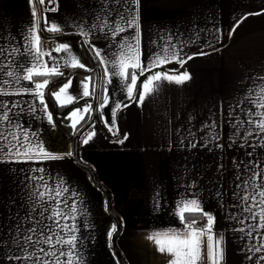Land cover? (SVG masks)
I'll return each mask as SVG.
<instances>
[{
    "label": "crops",
    "instance_id": "crops-1",
    "mask_svg": "<svg viewBox=\"0 0 264 264\" xmlns=\"http://www.w3.org/2000/svg\"><path fill=\"white\" fill-rule=\"evenodd\" d=\"M110 3L111 0H53L49 4L45 0L44 8L58 5V10L42 13V6L39 11L36 0H0V47L11 51L13 46H22V38L28 35L34 23L32 8L35 6L37 15H46L49 25L61 26V31H46L41 19L37 34L39 38H55L52 48L44 50L40 39L39 47L56 57V63L64 73L63 76L34 77L36 82L50 81L44 95L52 123L47 114L39 110L38 101L35 104L38 110L34 113L27 104L21 106L23 111L20 107L13 110L15 122H23V127L36 134L35 143H42L46 152L60 158L0 163V264H25L23 260L15 259L24 253L16 247L15 232H9L10 227L15 229L17 214L26 215L22 202L28 209L33 207L28 188L20 185L25 175H43L50 186L55 187L62 181L63 186L70 189L65 198L69 205L76 200L80 264H123L112 247V236H109L112 226H117V220L120 226L115 245L126 264H170V255L159 252L149 237L169 230L183 231L185 224L179 218V208L183 206L182 202L193 198L200 202L203 212L214 216L215 236L224 238L220 264H255L264 252L254 254L248 252L247 247L259 246L261 241L249 239L237 229L243 227L247 231V225L253 223L251 220L239 222L248 215L243 212V181L253 172L264 174V144L255 137L244 144L248 124L240 128L234 125L247 118L244 114L250 108L264 111L256 108L254 103L258 102L259 93L264 89V0H139L142 61L147 65L154 50L160 51L172 36L171 44L181 56L193 58L183 67L171 63L153 71L167 70L170 74L187 71L191 79L183 84L162 81L159 89L148 95L141 106L127 100L126 89L118 86L119 78L114 77L108 86L109 105L101 112L98 106L105 95L104 66L84 42L85 37L78 34L79 27L74 21L82 22L90 33L87 39L94 42L108 60H114L118 57L121 41L125 36L134 35V30L113 37L109 29L102 27L107 16L104 5ZM93 23L95 28H92ZM57 34L61 35L55 36ZM62 43L69 44L72 54L91 71L65 66L68 54L54 51ZM44 59L48 68L54 66L47 56ZM0 61H3L2 56ZM95 65L100 76V99L97 101L100 122L92 123L91 129L79 141L78 137V157L92 167L97 179L109 190L114 215L106 208V193L74 158L75 134L91 116L94 100L93 96L82 97L81 80L92 77L91 92L96 80ZM40 70L43 71V66ZM112 71L109 65V73ZM150 74L146 73L138 80L134 90L137 97L143 80ZM6 78V75H0V79ZM69 78H72L70 88L57 101L52 92ZM25 86L33 85L24 81L15 85L16 88ZM68 96L74 98L71 103ZM0 100L34 101L35 98L10 96L0 97ZM116 102L127 103L128 107L118 111V134L113 135L104 119L112 123L111 109ZM87 103L91 104L90 113L83 112ZM77 108L81 111L68 119ZM82 120L85 122L80 125ZM73 121H78L75 128ZM4 128H7L6 124ZM92 133L93 138L85 144L83 141ZM213 133L218 139H212ZM125 136L127 139L119 143ZM193 143L196 144L194 148ZM217 144L223 146L217 147ZM241 144L244 146L240 147ZM251 144L258 146L254 149L249 146ZM248 152L253 155L249 157ZM252 161L257 162L254 168L249 163ZM244 164H249L251 171H245ZM40 168L44 169L43 173L32 171ZM237 183L241 188H236ZM256 183H264V175ZM72 191L77 193L76 197L71 196ZM186 213L201 215L196 220L206 218L200 212L186 211L184 216ZM233 215L238 219H232ZM206 253L205 237L203 264H208ZM247 256H253V259L249 260Z\"/></svg>",
    "mask_w": 264,
    "mask_h": 264
},
{
    "label": "snow or ice",
    "instance_id": "snow-or-ice-1",
    "mask_svg": "<svg viewBox=\"0 0 264 264\" xmlns=\"http://www.w3.org/2000/svg\"><path fill=\"white\" fill-rule=\"evenodd\" d=\"M36 3L42 6V13L56 12L58 10V5L57 7L44 8L45 0H36ZM48 3L52 4L53 0H48ZM104 7L107 16L103 20V28L109 29L113 37L128 30H134V35L130 37L125 36L120 43L118 57L114 60H108L106 56L102 55V50L97 49L94 42L87 39L90 33L85 30L83 23L74 21L79 27L78 34L85 37L84 42L89 44L95 56L99 58L100 63L104 66L105 83L103 91L105 95L103 96V103H100L98 106V111L102 112L109 105L108 86L112 84L114 77L119 78L118 86L126 89L127 100L134 101L141 106L148 95L159 89L162 81L183 84L191 79L190 73L187 71L180 74H170L167 70L163 72L153 71L171 63H177L180 67H183L188 60L193 58L192 56L186 58L181 56L176 46L171 44L172 36L168 37V41L162 45L160 51L154 50L153 55L149 57L147 65L142 61L139 0H111V3L104 5ZM32 14L34 23L32 28L28 30V35L22 38V46H13L11 51L0 47V56L3 57V61H0V75H6L7 77L6 79H0V97L32 96L35 98L34 101L20 100L10 102L0 100V109H2V112H0V153L4 157V159L0 160V163H23L60 158L46 152L42 143L36 144V134L23 127V122L16 123L14 120L16 116V113L13 111L14 109L20 107L21 111H23L21 106L27 104L29 109L34 113L38 110L35 106L38 101L39 110H43L47 114L49 123H52V115L47 112V103L44 95V89L49 85L50 81L49 79H44L43 82H36L34 77L64 75L60 71V65L56 63V57L52 56L51 52L42 51L39 47L40 38L37 34L41 19L44 20L46 31H61V26L57 24L49 25L46 15L42 17L37 15L35 6L32 8ZM95 27L96 24L93 23L92 28ZM170 44L171 46H169ZM54 51L56 53L64 52L68 54V59L64 60L65 66L72 68L79 67L86 71H91L72 54L69 44L62 43ZM45 56L53 62V67H47V61L44 59ZM109 65L113 69L111 73H109ZM41 66H43V71L40 70ZM129 69H131L130 73ZM138 71L139 75L137 74ZM146 73L152 74L147 75L146 79L143 80L137 97L134 95V90L140 77L145 76ZM22 81L28 82L33 86L16 88L15 85H20ZM91 81V76H86L81 80V84L83 85L82 97L93 96L96 99H100L96 91L98 85L92 84V91H89ZM71 84L72 78H69L67 83H64L58 90L52 92L57 101L60 100V95L70 88ZM9 86H11V89H9ZM73 99L72 96H68L69 103ZM254 103L256 108L264 109V89L259 93L258 102ZM126 107H128L127 103L116 102L114 108L111 109L112 123L109 124L108 119H104L105 125L113 135L118 134L116 121L118 111ZM80 111V108L75 109L67 118L71 119ZM83 112H91L90 103L85 105ZM244 115L247 118L238 121L234 125V127L240 128L243 124H248V129L244 131V144H248L249 138L252 137L259 139L261 144H264V135H262L264 134V111H255V109L250 108ZM253 117H257L258 119H254ZM83 118L82 115L81 119ZM89 120H91V116H89ZM77 123L78 121H73L72 127L75 128ZM5 124L7 125L6 129L4 128ZM205 127H208V125ZM93 135L94 133L89 134L83 142L87 144L93 138ZM125 139H127V136L118 142L123 143ZM212 139H218V136L213 133ZM244 144H241L240 147H243ZM191 146L194 148L196 144L193 143ZM216 146L222 147L223 145L217 144ZM229 146L231 147V145ZM249 146L255 149L258 145L251 144ZM68 155H72V153H68ZM247 155L251 157L253 153L248 152ZM249 163L254 168L257 162L252 161ZM243 166L245 171H251L249 164H244ZM237 167H240V165L238 164ZM32 171L34 173H43L44 169H33ZM262 175L264 174L253 172L249 179L243 181V212L248 215L244 216L243 220L239 222L243 224L244 221L251 220L253 223L247 225V231L243 227L237 229V231L245 233L249 239L255 238L261 241L259 246L252 244L247 247V251L254 254L264 252V233L261 232V230H264V183H256V180L261 179ZM239 179L240 176L238 175L237 180ZM29 181L32 182L31 185H29ZM20 185L22 188H28L33 207L28 209L27 205L22 202L21 206L26 209V215L21 217L17 214L15 229L9 228L10 233L15 232L14 240L16 247L24 253L23 256H16L15 259L23 260L25 264H80L78 236L76 234L79 231V226L76 222L78 212L76 200L73 199L71 205H69L68 200L65 198V193H69L70 189L64 187L62 181L55 187L50 186L43 175H25L20 181ZM236 188H241V184L237 183ZM71 196L76 197L77 193L72 191ZM182 205L179 208V218L181 223L185 224L184 230L158 232L150 236L149 239L153 240L158 246L159 252L170 255V264H203V248L206 237L208 264H220L223 259L224 249L222 245L224 238L222 235L217 237L213 233L214 216L203 212L202 205L195 198L182 202ZM65 209H69V211L66 212ZM186 211L200 212L206 217L207 224L205 228H197L195 226L197 223L196 219L186 221L184 216ZM232 219L235 220L238 217L233 215ZM25 224L30 226L24 227ZM116 231L117 227L113 225L109 236H112ZM254 233L256 234L255 237ZM29 248L31 251L28 250ZM247 259L252 260L253 256H247ZM262 261H264V256H259L255 264H261Z\"/></svg>",
    "mask_w": 264,
    "mask_h": 264
},
{
    "label": "water",
    "instance_id": "water-1",
    "mask_svg": "<svg viewBox=\"0 0 264 264\" xmlns=\"http://www.w3.org/2000/svg\"><path fill=\"white\" fill-rule=\"evenodd\" d=\"M38 4V3H37ZM38 8H39V11H40V5L38 4ZM61 34H57V35H55V36H60ZM95 70H96V80H95V84L96 85H98V87H97V89H96V91H97V94H98V89H99V78H100V76H99V71H98V69H97V66L95 65ZM137 89V88H136ZM135 95H136V93H135ZM97 101H98V99H96L95 97H94V100H93V109H92V113H91V120H87V122L84 124V125H82L79 129H78V131L76 132V134H75V146H74V158H75V161L79 164V165H81V166H83V167H85V168H87V170L89 171V173H90V176H91V178H92V180H93V182L97 185V187H99L100 189H102L103 191H105V193H106V195H107V201H106V204H107V209L109 210V212L111 213V214H113V212L111 211V194H110V192H109V190L97 179V177H96V175H95V172H94V170L92 169V167L90 166V165H88V164H86V163H84L83 161H81L80 159H79V157H78V147H77V139H78V137H79V135H80V133H81V131L83 130V129H85L88 125H90V124H92V123H99V120H98V118H97ZM100 125V124H99ZM114 215V214H113ZM119 226H120V224H119V222H118V220H117V231H116V233L118 232V230H119ZM116 233H114L113 235H112V238H111V244H112V247H113V249H114V251L116 252V254H117V256L119 257V259L121 260V262L123 263V264H126L125 263V261H124V259H123V257L121 256V254H120V252H119V250L117 249V247H116V245H115V235H116Z\"/></svg>",
    "mask_w": 264,
    "mask_h": 264
},
{
    "label": "built area",
    "instance_id": "built-area-1",
    "mask_svg": "<svg viewBox=\"0 0 264 264\" xmlns=\"http://www.w3.org/2000/svg\"><path fill=\"white\" fill-rule=\"evenodd\" d=\"M40 42H41V47L44 49V50H47V49H50L52 48L54 45H55V38L54 37H41L40 38ZM197 223H196V227H202L204 225L207 224V218H200L198 220H196Z\"/></svg>",
    "mask_w": 264,
    "mask_h": 264
},
{
    "label": "trees",
    "instance_id": "trees-1",
    "mask_svg": "<svg viewBox=\"0 0 264 264\" xmlns=\"http://www.w3.org/2000/svg\"><path fill=\"white\" fill-rule=\"evenodd\" d=\"M92 107H93V104H92ZM85 122V120H82L81 121V124L80 125H82L83 123ZM100 122V121H99ZM91 129V124L90 125H88L85 129H83L82 131H81V133H80V136H79V139H78V141L80 140V137L82 136V135H84L87 131H89ZM87 173H89V171L87 170V168H85V167H83V166H81ZM100 189V188H99ZM102 191V190H101ZM105 191H103V193H104ZM201 215H199V214H195V213H186L185 214V220H189V219H197V218H199Z\"/></svg>",
    "mask_w": 264,
    "mask_h": 264
},
{
    "label": "rangeland",
    "instance_id": "rangeland-1",
    "mask_svg": "<svg viewBox=\"0 0 264 264\" xmlns=\"http://www.w3.org/2000/svg\"><path fill=\"white\" fill-rule=\"evenodd\" d=\"M87 48L89 49V47L87 46ZM100 190H102V189H100ZM99 190V191H100ZM103 191V190H102ZM101 192V191H100ZM101 195H102V192H101ZM103 196V195H102ZM106 201H107V196H106ZM106 208H107V204H106ZM112 208V207H111Z\"/></svg>",
    "mask_w": 264,
    "mask_h": 264
}]
</instances>
